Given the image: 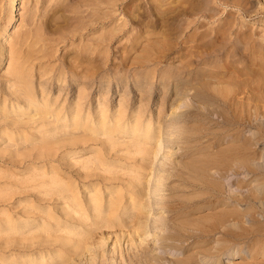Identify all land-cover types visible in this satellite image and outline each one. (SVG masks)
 <instances>
[{"label": "bare ground", "instance_id": "obj_1", "mask_svg": "<svg viewBox=\"0 0 264 264\" xmlns=\"http://www.w3.org/2000/svg\"><path fill=\"white\" fill-rule=\"evenodd\" d=\"M18 1L8 0V16L2 22L3 25L0 30V67L2 68L4 62L7 65H5L4 71L0 69V147L3 148L0 150V158L2 153L1 159L5 161L8 158L11 160V162L9 161L10 163L14 162L13 164L20 166V169L23 168L22 170H25L24 172L26 173L24 174L27 176L24 177L25 175L22 174V176L24 175V179L21 180L20 184L18 181V187H15V190L19 189L18 192L17 190H13V193H9V191L0 188V205L7 206L6 209L0 210V261L2 263L9 261L7 264H83V261H85V264H106V261H103L105 257L104 253L112 252L113 256V254L119 253L120 249L123 251L121 248L122 242H126L127 245L129 244L128 247L137 246L138 249L141 248V251L142 247L140 245L143 242L146 245V243L148 244L146 241L152 239L149 233L151 230H148V227L151 226V221L154 228L158 227L157 217L155 218L151 214L152 212L149 213V209L150 211H154L153 202L150 199L152 197L156 199V208L161 203L166 205L168 201H164L165 195L162 191L167 185L164 182V175L160 174L161 172H166L168 168V163L166 164L165 162L166 158L168 162V157H165L164 154L166 151L165 147L177 141L186 145L187 139L180 134V128L177 127V124L180 123L181 118L190 117L188 112L191 113L196 107L200 109V106L194 103V99L196 100V98L203 104L207 103V105H203L204 109H201V114L198 112L199 110L197 111L201 118L200 124L197 122L201 130V134L199 133L201 135L200 139L208 138L209 134H213L216 136V139L218 137L222 138V140L227 139L226 142L229 143L228 146H226L227 144L225 145L226 148L228 147L227 149L223 145L225 150L219 146L221 150L216 155L213 153L214 150H212L214 154L211 155L213 156L212 164L217 168V171L221 169L228 174L231 172L239 175L240 172L243 173L244 171L246 173L244 177L248 178L247 181L251 180L250 184L252 185H249V189L251 186L260 191L259 194L257 190L252 191L250 189L255 193L257 191V197H253L258 198L259 195L263 196L261 192L264 191V147L262 146L261 148V146L257 145H264V30L261 29L262 35H258L260 28L255 33L246 31L245 25L247 24V19H244V14L247 15L248 12H251L252 8H257L259 12H264V0H147L145 4L143 2L136 3L141 0H34V9L30 6L32 11L28 10L30 13L27 16L23 15L25 17H22L23 24L21 23V28L16 29L15 32L14 28L11 34L5 35L9 25L16 18ZM257 3L260 4L255 5ZM40 5L42 7L45 6L42 11ZM120 5L123 7L122 11L126 21L124 22V19L119 18L124 23L119 22L120 20L118 23L115 20L114 26L112 25L113 16H115V10L120 8ZM146 7L147 9H145ZM37 9L41 11L40 16H38ZM234 10L239 12V14L241 13L240 18L239 14L234 12ZM254 10L255 13L258 12L256 9ZM117 12L116 15H118ZM252 12L254 13V11ZM222 14L226 15H223V17ZM121 17L123 18V16ZM210 20H214L217 24L214 23V26L211 27L210 25L212 24L208 25L211 22ZM130 22L139 27V29L134 28V26L132 27L137 31H133L134 36L131 35L133 37L130 40V45L123 46V49L126 48L127 50L124 49L126 50L125 52L121 50L123 53L119 56H121L122 61L118 59L120 62H115L120 63V74H122L119 76L115 74L118 70L116 68L119 66L114 63L115 69L113 66L111 67L114 70L110 67L114 75L112 73L111 77L108 78L109 68H106V61H108L107 56L109 57L111 51L107 45L113 39L118 38L116 35ZM250 26L248 28H251ZM234 27L237 28L234 29ZM95 28L99 29L94 31ZM243 28L246 29L244 30ZM92 29L94 32H97V34H94L96 38L91 36L92 38L89 39L90 36H88L90 43L88 41L85 42V40L84 45L78 43L77 46H72L73 44L71 43L60 57H56L58 48H51L52 46L46 47V42L48 41L49 45L51 43L59 44L61 41H68L79 34L85 35V32ZM158 29L163 31L157 32ZM156 32L158 34L163 32L161 34L163 37L159 35V37H162L161 39L159 37L157 39L156 37L155 40L153 39L154 42H151L153 41L151 39V41H148L147 39L151 36L157 35ZM180 33L184 35L181 41L178 40L180 39V35H178ZM87 35L88 33H86ZM142 38H144V42H148V45L150 44V48L148 46H146L147 48L142 47L143 50H139V52H143H138L139 54H137L135 52L137 49L136 45H139L138 42ZM143 46L145 47V43ZM177 46L181 48L175 51L177 54L175 57H178L177 59L181 61L182 65H178L176 68L174 67L177 65H173L174 69H170L171 66L169 64L170 67L168 69L162 70L164 68L161 69L159 66L161 61H164L162 59L168 60L172 53L170 52L171 49H177ZM71 47L78 49L74 51ZM107 50L110 52H107ZM155 50L156 52L153 54ZM116 51L120 50H115L114 53L118 54L119 52L117 53ZM133 52L139 57L137 55L134 57ZM149 52L152 54L149 55ZM147 57L153 63L150 67L151 71L144 70L149 73L143 74V71L136 70V64L140 63L139 59L147 63V61H144ZM54 58L58 59L55 60L57 63L52 62ZM112 60L116 61L114 57ZM128 61H131L130 64H134V66H128ZM147 64L149 65L150 63ZM148 74L149 78L146 76ZM150 79L152 85H150L151 95L155 86L161 87L159 84L165 87L171 86V91L169 90L171 97L174 96L172 93H176V91L181 89L180 87L186 90V97H188V94L186 95L187 92H193L189 90L195 89V92L191 94L192 96L190 95L191 99L195 97L192 99L191 105L194 103L197 106L192 105L194 108L192 106L191 108L189 106L190 103H188L189 105H185L184 108L190 107L192 111L188 108L187 110L185 109L186 111L177 112L176 109L178 108L179 110L178 106L182 104V99H184L181 98L182 96H178V94L183 95L182 93H184V90L181 89V93L175 94L179 97V100H182H180L181 104H176L175 106L172 104L177 100L178 97L176 96H174L176 98H174V101L170 100L174 110L170 108L172 112L171 110L169 114L165 112L164 118L166 121L162 124L159 121L161 119L159 115H157L159 118L157 121H155L154 116L152 117L151 109L141 110V100L138 102L131 99V102L127 103V101L122 99V96L128 91L127 86V90L124 89L126 84L129 85L131 91L135 89L140 95L145 89L143 84ZM153 82L154 84H152ZM94 84H96L95 87L93 86ZM194 85L195 87H192ZM93 87L96 94L91 92ZM114 87L115 93L120 96L118 103H112L111 97L106 99L108 95L104 99L102 98L104 94H110V92L113 95ZM62 93H64L62 97H65L64 100L67 101V103L64 101L65 104H63V98L61 99L60 97ZM168 100L169 98L166 101ZM159 106V110H163L165 105L161 104ZM157 113L160 114L161 112ZM195 116H198V114ZM209 125L212 128L219 127L220 131L217 132V128H214L209 132ZM247 127L253 128L249 132L250 135L247 133L248 136L247 134H242ZM186 132L184 131V133ZM192 132L195 133L194 131ZM184 133L182 132V134ZM193 133L194 138H196L195 134L199 135ZM209 138L206 140H209ZM216 141L215 143L212 141V143L216 144ZM201 143L202 141H200ZM219 145H221V142ZM15 146H18V148ZM12 147L15 148V151ZM206 151L209 152V150ZM216 152L219 151L217 150ZM68 155H72V162L67 161ZM206 155H202L203 157L200 155L202 160L199 155L197 158L200 161L208 163ZM209 158L212 159L211 157ZM196 159L195 161H197ZM185 163H188V165ZM185 163L184 167L186 165L189 166L187 173H190L188 174L195 173L201 176L202 172L206 171V169L201 170L204 168L201 167L202 165L198 168L197 164L189 163L188 160ZM213 165L210 167L215 168L212 167ZM70 169L72 170L69 173L70 175H68L67 173ZM220 172L218 171L219 175L224 176V173ZM177 175L174 177L178 178ZM211 175L213 176V174H210V177ZM206 176L208 177V175ZM185 177L183 176L185 180L189 179L188 175H185ZM193 177H195L194 174ZM189 180L190 182L191 180L192 182L196 181V179L195 181L193 179ZM205 180L203 178V181ZM238 180L237 183H240ZM212 181L214 179L208 181L211 184L213 183L212 186L210 185L212 188L214 187L213 185H219L218 182L214 184ZM244 181L242 179L243 183ZM195 183L199 185L202 182L198 183L196 181ZM248 184L244 185L247 186ZM220 188L219 191L221 190ZM241 189L244 191L249 190L248 188H246L247 190ZM206 190L208 191V189ZM221 192L223 191L221 190ZM237 192L240 193V190ZM237 192L234 194L237 195ZM252 192L250 196H246L247 193L242 192L245 194L244 199L247 197V200H250L251 195H255ZM196 193L198 194V192ZM200 193L198 194L201 195L199 199H201L202 194L205 192ZM206 193L208 194V192ZM191 194H193V191ZM234 194L230 195V197ZM243 194H238L237 198L239 196L243 197ZM229 195L226 196L229 198ZM195 198L191 197L194 200ZM178 199H181V197H178ZM210 199L212 200V198ZM242 199L241 203L243 202ZM224 200L226 202L229 201ZM51 202H53L54 206L51 205ZM167 204L170 205V203ZM210 204L213 206L214 203ZM261 205L264 206L263 201H261ZM184 207L186 206L184 205ZM251 207L249 209L247 206L249 212L245 207V212L248 215H251ZM229 208L226 210L229 211ZM263 208L262 211L264 210ZM230 209L232 210V208ZM221 211L219 210V212ZM235 211L237 209L235 210L234 208L233 214ZM226 212L223 211L222 213ZM237 212H241V210ZM242 212H244L243 209ZM245 212L243 214L246 215ZM207 213L210 216H215L211 211ZM228 213L231 214L232 212ZM233 214L232 216H234ZM241 214L239 213V215ZM212 216L207 217L210 219ZM229 216L232 217L231 215ZM184 218H182L183 220H177L179 221L177 225L179 228L183 230L184 228L187 229L186 226L196 221L199 223L198 220H200V225L197 223H195L197 225H194L204 229L201 224L204 225L206 218L202 219L200 217L204 221L203 223L200 218L197 220V216H195L196 219L193 216L196 221L194 220L195 222L192 221L191 223H188L192 220L191 217L188 218L190 219L188 222H185L187 218L185 221ZM215 219V217L214 220L212 218L213 222L208 221L210 223L209 227L215 226L216 228L217 226L214 225V222L216 224L217 220L221 221L222 223H220L225 226L229 223V220L225 218V214H220L217 220ZM222 219L227 220L224 221L226 223H223ZM238 221L240 223V220ZM242 223L244 221H241ZM241 224H236L235 222L232 225L241 226ZM195 226H191L193 229L189 227L194 236ZM251 226L254 229H251ZM251 226L249 228L251 229L250 236L251 234L252 236L250 237L248 233V236L251 238H249L251 244L250 246L247 245L250 248L244 249L247 243L243 244L244 247L240 243V249L236 248L233 252L229 251L230 253L225 251L227 253L226 257L223 259L219 257L218 264H264L263 259L262 261L260 257V259L258 258L260 261L257 259L258 255L264 256V225L258 224L255 227L252 224ZM116 228H119L120 231L126 228L128 230L120 232V234L116 233L117 235L113 239L109 233L115 232ZM200 228H197L198 231H200ZM245 228L242 230L244 231ZM186 229L184 231L185 234H189L190 230ZM208 230L205 232L206 235L204 232L202 234L205 236L209 235L211 230L210 232ZM228 231H225L226 233L224 234H227ZM246 231L245 233L247 234ZM98 233L101 236H98ZM258 233L261 235L259 236ZM176 234L178 235L175 236L178 237L180 233ZM196 234L200 235L201 233ZM237 234L236 238L238 239L239 235ZM159 237L158 239H160ZM245 237L247 236L245 235ZM109 238H112L111 246H107V243L110 241ZM169 238L171 237L169 236ZM179 238L181 239L180 236ZM225 238L223 237L220 240L224 241ZM231 239L228 238L229 241ZM220 240H218L219 243L221 242ZM138 241L141 243L139 242V244ZM237 241L241 240L238 239ZM233 243H235L234 239ZM220 244H224L223 247L227 245V243L225 245L223 242ZM137 247L136 249H132L137 251ZM195 247L197 248V246ZM197 250L201 251V248ZM218 250L220 252L221 249L219 248ZM153 251L154 248H152V254L150 255L154 257ZM196 254H199L198 251ZM246 255H249L247 257L249 259L246 258ZM130 256L134 255L131 254ZM191 257L192 254L187 257V260ZM100 258L102 260L98 261ZM244 258L247 259L244 260L246 262H240V260H238L239 262L237 261L238 263L232 262L234 259ZM110 260L111 262L118 261L116 257H111ZM187 260L185 259L184 261L186 262ZM222 261L224 262L222 263Z\"/></svg>", "mask_w": 264, "mask_h": 264}, {"label": "rangeland", "instance_id": "obj_2", "mask_svg": "<svg viewBox=\"0 0 264 264\" xmlns=\"http://www.w3.org/2000/svg\"><path fill=\"white\" fill-rule=\"evenodd\" d=\"M136 1H138V0H136ZM7 2H8V0H0V30H1V26L3 25V21H5L6 19H7V14H8V7H7ZM27 2V3H26ZM141 3V2H143L144 4L147 2V0H141V1H138V2H136V3ZM32 3V4H31ZM33 3H34V0L32 1V0H19L18 1V8L16 9V18L13 20V22H12V24L11 25H9V28H8V30L6 31L7 33H5V35H7V34H11V31H13V29H14V32H15V30L16 29H20L21 28V23L23 22L22 21V17L24 18L25 16H27L29 13H30V11H28V10H31V8H30V6H32V9H34L33 7H34V5H33ZM28 4H29V6H28ZM260 4V3H259ZM258 3L257 4H255V5H259ZM28 8H27V7ZM44 6V5H43ZM148 7H149V5H147ZM255 7V6H254ZM40 8H41V11H42V9L43 8H45V6L44 7H42V5H40ZM122 5H120V8H118V9H116L115 10V13H114V15L116 16H113V24L112 25H114L115 26V24L114 23H116L115 22V20H117V22L120 20V19H124V22L126 21L125 20V15L123 14V11H122ZM24 9H26V10H24ZM145 9H147V7L145 8ZM254 9H256V11H258L257 10V8H252L251 9V12H248V14L247 15H245L244 14V19H247L246 20V25H245V27L248 29H246V28H243L244 30L246 29V31H248V32H251V33H255V31H258V29H259V31H261V32H259L258 31V35L260 34V35H262L263 34V32H262V30L261 29H263L264 30V12L262 11V12H256L255 13V10ZM38 10V9H37ZM25 11H27V12H25ZM32 11V10H31ZM40 9L38 10V16H40L39 14H40ZM118 11V12H117ZM252 11H254V13L252 12ZM116 12L118 13V15H116ZM121 12V13H120ZM234 12H237V11H235L234 10ZM25 13V14H24ZM27 13V14H26ZM226 13V12H225ZM238 14H239V12H237ZM122 14V15H121ZM250 14H251V16H250ZM23 15H25V16H23ZM225 16L226 14H222V16ZM254 15V16H253ZM121 16H123V18L121 17ZM223 16V17H224ZM240 16H241V13L239 14V18H240ZM118 17V18H117ZM120 18V19H119ZM249 18H251V19H249ZM122 20H120L119 22H122V23H124ZM260 20V21H259ZM211 22H209V24L208 25H210V24H212V25H210L211 27H213L214 25V20H210ZM248 21V22H247ZM118 22V23H119ZM252 22V23H251ZM250 23V24H249ZM23 24V23H22ZM38 24V23H37ZM132 26H131V25ZM215 24H217V22L215 23ZM256 24V25H255ZM21 25V26H20ZM251 25V26H250ZM107 26V25H106ZM105 26V27H106ZM114 26H112V27H114ZM134 26V28L136 27L135 26V24H133L132 22H130L127 26H125L124 27V29L121 31V32H119V34H117L116 36L118 37V38H116V39H113L112 41H110V43L107 45L108 47H109V49H110V51H108L107 50V52H110L109 54V57L107 56V58H108V61H106V59H105V61L107 62L106 63V68H109V71H108V75H107V77L108 78H110L111 77V75H112V73H113V70L115 69V64H117V66H119V64L118 63H115V62H117V61H119L118 59H121V61H122V58H121V56H119L120 54H122L123 52H125L127 49L126 48H124V49H126V50H124L123 49V46L125 47V46H128V45H130V40L132 39V37L134 36V30H136V29H139V27H136V29H133L132 27ZM251 27V28H248V27ZM255 26V27H254ZM261 26V27H260ZM100 27V26H99ZM111 27V26H110ZM207 27H209V26H207ZM254 27V28H253ZM258 27V28H257ZM131 28V29H130ZM237 27H234V29H236ZM254 30H253V29ZM12 29V30H11ZM23 29H25V28H23ZM96 29H99V28H95L94 29V31H96ZM129 29H130V31H129ZM257 29V30H256ZM131 30H132V32H131ZM10 31V32H9ZM93 31V29L92 30H89L88 32H85L84 34L85 35H78V36H76V37H73L72 39H69L68 41H65V42H63V41H61L59 44H54V43H51V45H49L48 44V42H46V47H48V46H52L51 48H58V51H57V53H56V57L58 56V57H60L62 54H63V52L66 50V47H69L70 46V44L72 43L73 45L72 46H77V44L79 43L80 45H84L83 43H85V42H89L90 43V40L89 39H91L93 36H94V34H97V32H94ZM137 31V30H136ZM159 31H163V30H159L158 29V31L157 32H159ZM123 32V33H122ZM130 32V33H129ZM156 32V33H157ZM13 33V32H12ZM86 33H88V35L86 36ZM91 35H90V34ZM133 33V34H132ZM163 32H160V34H158L157 33V35H153V36H151L150 34H149V36H151L150 38H149V36L147 35V37L149 38V39H147V37H145V39H147L148 41H151V40H155V38L157 37V39H161L162 37H163V35H161ZM262 33V34H261ZM256 34H257V32H256ZM131 35H133L132 37H131ZM159 35H161L160 37H159ZM178 35H180V37L178 36ZM177 36L180 38V39H178V40H183V37H184V35H182L181 33L180 34H178ZM84 36H85V38H84ZM88 36H90L89 37V39H88ZM92 36V37H91ZM130 37V38H129ZM153 37V38H152ZM159 37V38H158ZM177 37V38H178ZM94 38H96V36H94ZM129 38V39H128ZM82 39V40H81ZM88 39V40H87ZM151 39V40H150ZM86 40V41H85ZM146 40V41H147ZM154 40L153 41H151V42H154ZM85 41V42H84ZM145 40H144V38H142V39H140V41L138 42L139 43V45L137 44L136 46V50H135V52H137V54H139V53H142V52H139V50L141 51V50H143V48H147L146 46H148L149 47V45H148V42L146 43V42H144ZM129 42V43H128ZM141 42H143V43H141ZM150 42V43H151ZM92 43V42H91ZM141 43V44H140ZM145 43V47L143 46V44ZM126 44V45H125ZM147 44V45H146ZM138 46H140V47H138ZM160 46V45H159ZM78 47H80L79 45H78ZM119 47H121V48H119ZM143 47V48H142ZM176 47V46H175ZM71 48H73L74 49V51H76L78 48H75V47H71ZM142 48V49H141ZM150 48V47H149ZM181 47H179V46H177V49L176 48H172L171 49V51L170 52H172L171 53V55H170V58H168V60H165V59H162V60H164V61H161V63H160V68L162 69V68H164V69H162V70H165V68L166 69H168L170 66H171V68L170 69H172L175 65H177V66H175L174 68H176V67H178V65H182V63H181V61L180 60H178L177 58L178 57H175V56H177V54H176V52L175 51H178L179 49H180ZM73 49H72V51H73ZM106 49H108L107 47H106ZM115 50H124L123 52L121 51V53H120V51H116L118 54H116V53H114L115 52ZM154 50V49H153ZM135 52H133L134 53V57L137 55ZM139 52V53H138ZM152 52V51H151ZM155 52H156V50L154 51V53L153 54H155ZM65 53V52H64ZM73 53V52H72ZM150 53V52H149ZM75 54V53H74ZM114 54H115V56L117 57H115L114 56ZM152 53H150L149 55H151ZM132 56H133V54H131ZM148 55V56H149ZM73 56V55H72ZM118 56H119V58H118ZM113 57L115 58V60L116 61H114V60H112L113 59ZM137 57H139L138 55H137ZM149 57H147L146 58V60L144 59V61L146 62L147 61V63H150L149 65L147 64V63H144V62H142L141 61V59H139L140 60V63L137 65L136 64V66H137V69L136 70H138L139 69V71L140 72H142L143 74H145V73H147L148 71L150 72L151 71V69H150V67H151V65H152V63L153 62H150L149 61V59H148ZM174 58H175V61H174ZM110 59V60H109ZM136 59V58H135ZM148 59V60H147ZM55 60H58V59H53L52 60V62H55V63H57ZM150 60H151V58H150ZM170 60V61H169ZM180 61V62H179ZM113 62V63H112ZM120 62V61H119ZM115 63V64H114ZM128 64V66H134V64H130L131 63V61H128L127 62ZM143 63V64H142ZM180 63V64H179ZM141 64V65H140ZM169 64H170V66H169ZM5 62L2 64V68L0 67V69H2L3 71L5 70ZM174 65V66H173ZM3 66H4V68H3ZM7 66V65H6ZM111 66H113V68L111 67ZM116 66V67H117ZM166 66H168V67H166ZM113 69H111V68ZM145 67V68H144ZM120 66L118 67V68H116V70H117V72H116V70H115V74L117 75V76H119V75H121L120 74ZM173 68V69H174ZM144 70H148V71H144ZM139 71H137V72H139ZM121 72H123V71H121ZM148 72V73H149ZM118 73V74H117ZM113 75H114V73H113ZM148 78H149V74L148 75H146ZM152 84H154V82L152 83ZM95 85L96 84H94L93 86L95 87ZM144 87H145V89H144V91H143V93L142 94H138L139 92L138 91H136L135 89H133L132 91L130 90V88H129V85L128 84H126L124 87V89H126V86H127V88H128V91H127V93H125L124 94V96H122V99L123 100H125V101H127V103L128 102H131V99L134 101V100H137L138 102L141 100L142 101V103H140V108H141V110H149V109H151V115H152V117L154 116L155 117V121H157L159 118H161V119H159V121H161L160 123H164L166 120H165V118H164V115H165V112L167 113V114H169L170 113V110L171 109H173V105L175 106L176 104H181V101H182V106L180 107V106H178L179 107V110H178V108L176 109L177 110V112H182V111H186L188 108H190L192 105H199L198 107L200 108V109H197V105L195 106L196 108L194 109V110H196L195 112H194V110L192 111V107L194 108V106H192L189 110L190 111H192L191 113L190 112H188V115H190V117L188 116V117H186L185 119H183V118H181L180 119V123L179 124H177V127L178 128H180L179 129V131H180V134L185 138V139H187V141L185 142V144L186 145H184V143H181L180 141H177V142H175V143H173V144H170V146H167V147H165V149H166V151H165V157L167 156L168 157V162H167V158H166V164H167V167L169 168H167V171L166 172H161L160 174H163L164 175V178H165V180H164V182H166V184L165 185H167L164 189H163V191H162V193L165 195V200L164 201H167L166 202V205L164 204V203H161L160 205H159V207H157L156 208V203L155 202H157L156 201V199H153V197L150 199L152 202H153V208H154V211H150V209H149V213H151V214H153L154 216H155V218L157 219V222H158V224H157V228H154L153 227V225H152V221H151V226L150 227H148V230L150 231L149 233L151 234L150 235V237L153 239H151V240H148V241H146V242H148V244L146 243V245L144 244L145 242H143V244H141L140 246L142 247V252L144 251V253H142L141 251H140V249H138V247L137 246H134V247H132V246H129L128 247V245H127V243L126 242H122V246H121V248H122V250L123 251H121V249L119 250V253L117 252H114V253H116V254H113V256H112V252L111 253H104V260L103 261H106V264L108 263V264H121V263H123V264H126V263H129V264H182V263H184L185 261V259L187 260L188 258V256L190 255V254H192V257L191 258H189V260H192L193 259V257H194V259L192 260V261H189V260H187L185 263L186 264H189L190 262V264H216L218 261H219V257L221 258V259H223V258H225L226 257V255H227V253L226 252H228V253H230L231 251L233 252V251H235L236 250V248H238V249H240L241 248V246H243L244 247V245L243 244H245V243H247V244H245L246 246L247 245H249L250 246V244H251V241H250V237L252 236V234H251V236H250V231H251V229L253 228L254 229V227H252L251 225L253 224V226H257L258 224L260 225H264V210L262 211V208L264 207V206H262L263 205V203H262V205H261V201H263L264 202V191H262L261 192V194L263 193V196H258V198H256L257 196H256V193H257V191H258V193L260 194V191L259 190H257L256 188H253V187H251L250 186V189H252V191L254 190H257L256 191V193L255 192H252L250 189H249V185H252V184H250V181L248 180L247 181V177L245 178L244 177V175L246 176V173L243 171V173H239V175L238 174H233V173H231V172H229V174L228 173H226L225 171L223 172L221 169L219 170L218 169V171L220 172V171H222V172H220V173H224V176L223 175H219V173H218V171H217V168L212 164L213 163V156H211V155H216V153H220V150H221V148L219 149V146L220 147H222V149L223 150H225V148H226V146H228L229 145V143L228 142H226L227 141V139H225V140H222V138H220V137H218L217 139H216V136L215 135H213V134H209L208 135V138H209V136H210V138H209V140H206V139H208L207 137L206 138H204V139H200V134H201V130L199 129V122H200V114L202 113V110L204 109L203 107V105L204 104H206L207 105V103H201V101L199 102V99H197L196 98V100L194 99L195 97H193L192 99H194V103H196V104H192L191 105V103H192V99H191V94L193 93V92H195V89H192V90H189V91H193V92H187L186 93V95L188 94V97H186L185 96V89L184 88H182V87H180L182 90H184L183 92L184 93H182L183 95H181V94H178V96H182L181 98H184V99H180L179 100V97L177 96V95H175V94H177L178 92L179 93H181L182 92V90L181 89H179V91H176V93H172V95H174V96H176V97H178L177 98V100H175L174 101V96H172L171 97V95H169V92L171 91V86H169V87H165L164 85H162V84H159V85H161V87L159 86V87H157V86H155V89H154V91H153V93H152V95H151V92H150V88H151V79L150 80H147L144 84ZM151 85V86H150ZM163 86V87H162ZM94 87L92 88V93H94ZM192 87H195V85L194 86H192ZM149 88V89H148ZM160 88H162V89H160ZM165 88V89H164ZM168 88V89H167ZM127 90V89H126ZM170 90V91H169ZM181 90V91H180ZM125 91V90H124ZM162 91V92H161ZM165 93H164V92ZM114 93H113V95H111L112 94V92H110V94H104L103 95V99L105 98V96L106 95H108V96H106L107 98L106 99H109V97H111V102L113 103H118V101H119V99H120V96H118L116 93H115V87H114V91H113ZM129 93V94H128ZM167 93V94H166ZM94 94H96V93H94ZM134 94V95H133ZM165 95V97H166V99H165V97H164V95ZM56 95H57V92H56ZM64 95V93H62V95L60 96L61 97V99L63 98L62 96ZM162 95H163V97H162ZM191 95V96H190ZM140 96H143V97H140ZM190 96V97H189ZM60 97H59V99H60ZM133 97V98H132ZM169 98V100L168 101H166L168 98ZM186 97V98H185ZM65 98V97H64ZM64 98H63V102L65 101L64 100ZM136 98V99H135ZM142 98V99H141ZM161 98H163V99H161ZM164 99H165V101H164ZM176 99V98H175ZM157 102H156V101ZM163 100V101H162ZM170 100H172V101H174L175 103H170ZM198 100V101H197ZM59 101H61V100H59ZM150 101V102H149ZM171 101V102H172ZM179 103H178V102ZM197 101V102H196ZM66 103H67V101H65ZM65 102L63 103V104H65ZM155 102H156V104H155ZM164 102V103H163ZM199 102V103H198ZM62 103V102H61ZM169 103V104H168ZM185 103H187V104H185ZM188 103H190V105L188 104ZM201 103V104H200ZM139 104V103H138ZM148 104V105H147ZM161 104H163V105H165L164 106V111L163 110H159V105H161ZM184 104V105H183ZM145 105V106H144ZM185 105L187 106V105H189L190 107H188V108H184L185 107ZM142 106V107H141ZM171 106V107H170ZM202 106V107H201ZM146 107V108H145ZM157 107V108H156ZM143 108V109H142ZM171 108V109H170ZM203 108V109H202ZM156 109V110H155ZM186 109V110H185ZM202 109V110H201ZM174 110V109H173ZM188 110V111H189ZM199 110V111H198ZM161 112L160 114L159 113H157V112ZM200 113H198V112ZM201 111V112H200ZM154 112V113H153ZM171 112H172V110H171ZM175 112V111H174ZM176 112V113H177ZM195 113H197L198 114V116H195V115H197V114H195ZM157 115H159L160 117L158 118V116ZM163 115V116H162ZM192 115V116H191ZM157 116V117H156ZM163 117V118H162ZM191 120H190V119ZM197 118V119H196ZM196 119V120H195ZM198 120V121H197ZM158 121V122H159ZM185 124H184V123ZM194 122V123H193ZM199 124H198V123ZM184 125H183V124ZM193 123V124H192ZM190 124V125H189ZM192 125V126H191ZM210 127H209V132H211L210 130H212V129H216L217 128V132H219L220 131V128L219 127H211V125H209ZM185 127V128H184ZM193 127H196L197 128V130H196V128H193ZM219 128V129H218ZM248 128V129H247ZM246 129H244V132L242 133V132H240V133H242V134H249L250 135V133L249 132H251L252 130H253V128H251V127H247ZM250 128V129H249ZM199 129V130H198ZM249 130V131H248ZM251 130V131H250ZM178 131V132H179ZM184 133V131L186 132H188V134H187V132L186 133H184V134H182V132ZM192 131H194L195 133H197V134H199L198 136L195 134V133H193ZM248 131V132H247ZM254 131H255V129H254ZM193 134H195V136H196V138H194V135H192V133ZM216 132V131H215ZM191 135H190V134ZM214 133V132H213ZM248 134H247V136H248ZM180 135V136H181ZM211 136H212V141L215 143V141H216V144H214V143H212V141H211ZM214 136V137H213ZM190 139H192V140H190ZM199 141V142H196V141ZM215 140V141H214ZM200 141H202V143L200 144ZM219 141V142H218ZM223 141V142H222ZM207 142V143H206ZM209 142V143H208ZM211 142V143H210ZM217 142H218V144H217ZM220 142H221V145H219L220 144ZM224 142H226V143H224ZM177 143V144H176ZM180 143V144H179ZM189 143H190V145H189ZM198 143V144H197ZM205 143H206V146H205ZM200 144V145H199ZM211 146H210V145ZM227 144V145H226ZM22 145H24V144H22ZM202 145V146H201ZM217 147H216V146ZM223 145H224V147H223ZM226 145V146H225ZM1 146H2V143H1ZM26 146V145H25ZM25 146H23L24 148H25ZM186 146V147H185ZM187 146H188V148H187ZM191 146V147H190ZM193 146V147H192ZM205 146V147H204ZM257 146H261V148H262V146L264 147V145L263 144H258ZM15 147H17L18 148V146H15ZM20 147V146H19ZM198 147H200V148H198ZM202 147V148H201ZM214 147V148H213ZM13 148V150L15 149L14 147H12ZM17 148H16V150H17ZM217 148V150L219 151V152H216L215 151V149ZM228 148V147H227ZM226 148V149H227ZM1 149H3V148H1L0 147V150ZM206 150H209V152L208 151H206ZM212 150H214V152L212 151ZM222 150V151H223ZM15 151V150H14ZM205 152V153H204ZM208 154H207V153ZM214 154H213V153ZM225 152V151H224ZM200 153V154H199ZM212 153V154H211ZM200 156H204V155H208V157H207V155L205 156L206 158H207V160L209 161L208 163H206L205 161H200V160H198L199 158H197V156L198 155ZM5 155V154H4ZM3 155V156H4ZM7 155V154H6ZM5 155V156H6ZM169 155V156H168ZM194 155H195V157H194ZM4 156V157H5ZM8 156V155H7ZM198 156V157H199ZM200 156V159L202 160V157ZM170 157V158H169ZM205 157H204V159H205ZM209 157H211L212 159H210ZM1 158H2V153H1ZM0 158V188H2V190H7V191H9V193H13L14 191L13 190H15V187L17 188L18 187V185H17V183H18V181H19V184H20V182H21V180L22 179H24V177H26L27 175H25L24 173H26V172H24L22 169H20L21 167L20 166H17L16 164H13L14 162H12V163H10L11 162V160H9L7 157V159L4 161V159H1ZM190 158V159H189ZM192 158V159H191ZM197 158V159H196ZM18 159H20V158H18ZM189 161V163H195V165L196 166H198V168H200V166L203 168V169H201L202 171L204 170V169H206V171H204V172H202V175L201 176H199V174H195V173H193L194 175H195V177H193V174L191 173V174H188V173H190V172H188L187 173V169H188V167L189 166H187L188 165V163H185L187 160ZM195 159L197 160V161H195ZM8 160V161H7ZM184 160H185V162H184ZM206 160V161H207ZM211 160V161H210ZM258 160V159H257ZM10 161V162H9ZM67 161L68 162H72V155H68V158H67ZM181 161V162H180ZM183 161V162H182ZM199 161V162H198ZM202 162V164H200ZM169 163H170V165H169ZM181 163V164H180ZM187 164L185 167H184V165L185 164ZM174 164V165H173ZM204 164V165H203ZM180 165H182V166H180ZM211 165H213L212 167H215V168H211L210 166ZM193 166V165H192ZM191 166V167H192ZM209 168V171H208V168ZM160 168H162V167H160ZM178 168V170L176 171V169ZM22 172H21V171ZM71 170L72 169H70L69 171H68V175H70L69 173L71 172ZM186 170V171H185ZM189 170V169H188ZM160 171V170H159ZM179 171V172H178ZM209 173H208V172ZM177 174H179V175H177ZM206 172V173H205ZM182 173V174H181ZM203 173H205L206 175H208V177L204 174L203 175ZM22 174H24L23 176H22ZM173 174V175H172ZM210 174H213V176L211 175V177H210ZM226 174V175H225ZM177 175V177L178 178H176V177H174V176H176ZM185 175L187 176L188 175V177H189V179H193V181H195V179H196V181L198 182V183H201L202 184V187H201V184H196L195 182H192V180H191V182H190V180L189 179H187V180H185ZM198 175V176H197ZM167 176H168V178H167ZM171 176V178H169ZM181 176V177H180ZM183 176L185 177V178H183ZM221 176V177H220ZM21 177H23V178H21ZM192 177V178H191ZM239 177H241V178H239ZM244 177V178H243ZM21 178V179H20ZM174 178V179H173ZM200 178H202V179H199ZM203 178H204V180L205 181H203ZM210 178V179H209ZM237 178V179H236ZM20 179V180H19ZM179 179V180H178ZM183 179V180H182ZM211 179H214V181H212V182H214V184H215V182H218V184L219 185H213L214 187L212 188L211 186H212V184L211 183H209L208 181H211ZM241 180V181H239V180ZM242 179H243V181H244V183L242 182ZM185 180V181H184ZM208 180V181H207ZM217 180V181H216ZM237 180H238V182H240V183H237ZM200 181V182H199ZM13 182H14V185H13ZM203 182H205V183H203ZM222 182V183H221ZM246 182V183H245ZM182 183V184H181ZM249 183V184H248ZM253 183V182H252ZM208 184H209V186H208ZM222 184V185H221ZM239 184H240V187L241 188H244V189H246V188H248L251 192H252V194H255V195H251L252 197H251V199L250 200H247V197H245V199H244V196H245V194L247 193V195L246 196H250V194H251V192L249 191V190H247V191H244L243 189H241L240 187H239ZM241 184H243V185H241ZM246 184H248L247 186H245ZM17 185V186H16ZM211 185V186H210ZM238 186V188H237V186ZM253 185H254V183H253ZM187 186V187H186ZM204 186V187H203ZM219 186V187H218ZM244 186V187H243ZM183 187H185V188H183ZM189 187V188H188ZM192 187V189L190 190V188ZM194 187V188H193ZM221 187V188H220ZM4 188V189H3ZM172 188V189H171ZM204 188H206V189H208V191L206 190V189H204ZM219 188L223 191V192H221V190L219 191ZM223 188V189H222ZM167 189V190H166ZM202 189H203V192H202ZM17 190V189H16ZM15 190V191H16ZM170 190V191H169ZM238 190H240V193L239 192H237ZM0 191H1V189H0ZM13 191V192H12ZM19 191V189L17 190V192ZM193 191V194H191V192ZM212 191H214V192H212ZM217 191V192H216ZM234 191V192H233ZM4 192V191H3ZM196 192H198V194L200 193V192H202V193H204V194H202V193H200V194H202V197H201V199H199V197L201 196V195H198ZM206 192H208V194L206 193ZM236 192H237V195H235L236 194ZM245 193V194H243V193ZM248 192H249V194H248ZM194 193H196V194H194ZM221 193V194H220ZM231 193V194H230ZM235 193V194H234ZM191 194V195H190ZM213 194V195H212ZM224 194V195H223ZM232 195V194H234L232 197H230V195ZM238 194L240 195H242L243 194V197L242 196H239V198H237V196H238ZM166 195H167V197H166ZM194 195V196H193ZM205 197H204V196ZM207 195V196H206ZM210 195V196H209ZM226 195H229V198L226 196ZM258 195V194H257ZM198 196V197H197ZM253 196H256V197H253ZM178 197H181V199H178ZM184 197H186V198H184ZM191 197L193 198H198L197 200H196V198H195V200L194 199H191ZM221 198V200H220V198ZM227 197V198H226ZM236 198V202L234 201V199ZM261 197H262V199H261ZM189 198V199H188ZM208 198V199H207ZM210 198H212V200L210 199ZM216 198V199H215ZM243 198V199H242ZM248 198H250V197H248ZM255 198V199H254ZM175 199V200H174ZM186 199V200H185ZM207 199V200H206ZM210 199V200H209ZM224 199H226V200H229V201H227L228 202V204H227V202L224 200ZM231 199V200H230ZM238 199V200H237ZM241 199L243 200V202L241 203ZM258 199V200H257ZM149 200V201H150ZM174 200V201H173ZM188 200H190L189 202H188ZM194 200V201H193ZM215 200V201H214ZM220 202H219V201ZM250 202V203H247V204H249V205H247L246 204V202ZM252 200V201H251ZM181 203H179V202ZM207 201H209V202H207ZM217 201V202H216ZM233 201V202H232ZM240 201V202H239ZM257 201H259V202H257ZM163 202V201H162ZM174 202H175V204H174ZM185 202V203H184ZM220 203V205H219V203ZM239 202V203H238ZM52 204L51 205H53V202H51ZM167 203H170V205H168ZM171 203H173L174 204V206H173V204H171ZM177 203V204H176ZM179 203V204H178ZM183 203H184V205L186 206V207H184V205H183ZM204 203V204H203ZM210 203H214L213 204V206H212V204H210ZM218 203V204H217ZM224 203V204H223ZM226 203V204H225ZM257 203H259V204H257ZM193 204V205H192ZM217 204V205H216ZM163 205H164V207H163ZM168 205V206H167ZM183 205V206H182ZM199 205H201V206H199ZM219 205V206H218ZM223 205V206H222ZM253 207H251V206ZM5 206V207H4ZM54 206V205H53ZM177 206V207H176ZM247 206H248V208L250 209V207H251V209L252 210H250L251 212V215H253V217H251V215L249 214H247L246 212H245V207L247 208ZM259 206V208H261V206H262V208L261 209H259V208H257ZM0 207H3V208H0V210L1 209H6L7 208V206L6 205H0ZM169 207V208H168ZM192 208V210H191V208ZM196 207H199V208H197L196 209ZM205 207H206V209H205ZM211 207V208H210ZM232 208V210L234 211V208H235V210L237 209V211L238 210H241V212H237V211H235V212H237L238 213V215H237V213L235 214V212H234V214H233V211L230 209V208ZM164 208V209H163ZM171 208H173V209H171ZM184 208H186L185 210H184ZM208 208V209H207ZM229 208V211L228 210H226V209H228ZM246 209V210H248V212H249V209ZM187 209H188V211H187ZM196 209V210H195ZM199 209V210H198ZM212 209V210H211ZM222 209H225V210H222ZM242 209H243V211L246 213V215L245 214H243L244 212H242ZM264 209V208H263ZM172 210V211H171ZM185 212H183V211ZM190 210V211H189ZM211 211V212H213V214H215V216H212V218H213V220H214V217L216 218L215 220H217V217H218V215H220V214H225V218H227V220H229L228 222V224H227V226H225L224 224V226L221 224L222 222L221 221H218L217 220V222H216V224H215V222H214V225H216L217 227L215 228V226H211V227H209L210 226V223L208 222V221H210V222H213V220H212V218H208V217H211L210 215H208V211ZM219 210L221 211V212H219ZM162 211V212H161ZM181 211V212H183V213H179V212ZM197 211V212H196ZM200 211V212H199ZM201 211H203L202 213H201ZM205 211V212H204ZM218 211V212H217ZM223 211H227L226 213H222ZM60 212V211H59ZM194 214H193V213ZM214 212H216V213H214ZM228 212H232L231 214H229ZM263 212V213H262ZM179 215H178V214ZM192 213V214H191ZM204 213H205V215H204ZM218 213H220V214H218ZM227 213H228V215H227ZM239 213L242 215V217H243V219L241 220V215H239ZM190 214H191V216H190ZM196 214V215H195ZM200 214V216H198ZM201 214H202V216H203V218H206V222H204L202 219V216H201ZM206 214H207V216H206ZM210 214H212V213H210ZM232 214L234 215V216H232ZM60 215H62V214H60ZM178 215V216H177ZM194 216V218H195V216H197V220H198V218H200L202 221V223L204 222V225L203 224H201V226H203L204 227V229L203 228H200V226L199 227H197V226H195V225H200L199 223H200V220H198L199 221V223L193 218V216ZM227 215V216H226ZM229 215H231L232 217H230ZM158 216H160V217H158ZM186 216V217H185ZM188 216H190L191 217V221H189L190 219H188V218H190V217H188ZM185 217V218H184ZM188 217V218H187ZM233 217H234V219H233ZM177 218V219H176ZM180 218V219H179ZM182 218H184V221L186 220V218H187V220L185 221V222H188V223H191L192 221H194L195 223H197V224H195V223H191L190 225H188V223H187V225L188 226H186L187 227V229L190 227L191 229H193L191 226H195L196 228H195V236H194V234H193V232H192V230L189 228L188 229V231L190 230L191 231V233H190V231L188 232L189 234H185V229L186 228H184V230L182 229V228H179L177 225L179 224V221H177V220H181ZM209 220H208V219ZM240 218V219H239ZM231 219V220H230ZM245 219V220H244ZM254 219H255V221H254ZM159 220V221H158ZM183 220V219H182ZM227 220H225V219H222V221H223V223H226V222H224V221H227ZM236 220V221H235ZM238 220H240V223H239V221ZM230 221H231V223L233 224H235V222H236V224L238 223V224H241V221H244V223H242L241 224V226L240 225H232L231 223H230ZM235 221V222H234ZM246 221V222H245ZM251 221V222H250ZM219 222V224H221V225H217V223ZM221 222V223H220ZM255 222V223H254ZM258 222H262V223H258ZM177 223V224H176ZM252 223V224H251ZM256 223H257V225H256ZM149 224V223H148ZM174 224H176V225H174ZM195 224V225H194ZM244 224V225H243ZM255 224V225H254ZM172 225H173V227H172ZM208 225V226H207ZM211 225H213V224H211ZM251 227H250V226ZM219 226H221V227H219ZM242 226H245V227H247V228H245V227H242ZM251 228H249V227ZM153 227V228H152ZM177 227V228H176ZM208 227H209V230H208ZM242 227V229L243 228H245L244 229V231L242 230V229H240ZM151 228V229H150ZM174 228V229H173ZM200 228V231H198V229ZM210 228H212V229H214V230H216V231H212V229H210ZM117 229V228H116ZM162 229V230H161ZM178 229H180V230H178ZM186 229V230H187ZM196 229H197V231H196ZM201 229H203V230H201ZM210 232V230H211V233H209V235L207 234V236H205L206 235V231L207 230ZM228 229H229V231H228ZM230 229H231V231H230ZM246 229H247V231H246ZM128 230V228H126V229H123V230H119V228L117 229V230H115V232H111V233H109V234H111V237L113 238H115L116 237V235L117 234H120V232L122 233V232H124V231H127ZM205 230V231H204ZM233 230V231H232ZM239 230H240V232H239ZM242 230V231H241ZM248 230H249V232H248ZM157 231H158V234H157ZM175 231V232H174ZM183 233H182V232ZM225 231H228L227 232V234L229 233V234H233V236L231 237V235L230 236H228L227 234H224V233H226ZM245 231L247 232V234L245 233ZM187 232V231H186ZM202 232H204V234H202ZM112 233H114V234H112ZM117 233V234H116ZM156 235H155V234ZM176 233H180L179 234V236L181 237V241L178 239V237L177 236H175V235H178V234H176ZM182 233V234H181ZM196 233H201L200 235L199 234H196ZM238 233V234H237ZM245 233V234H244ZM248 233H249V236H248ZM153 234V235H152ZM172 234V235H171ZM235 234V235H234ZM236 234L237 235H239L238 236V239H240L241 241H237L238 239L236 238L237 236H236ZM259 234V236L261 235L260 233H258ZM257 234V235H258ZM164 235V236H163ZM188 235V236H187ZM245 235L247 236V237H245ZM98 236H101V234L100 233H98ZM106 236V235H105ZM160 236V237H159ZM163 236V237H162ZM167 236H168V238H167ZM169 236L171 237V238H169ZM172 236H173V238H172ZM226 237L225 238V242L224 241H222V240H220V239H222L223 237ZM241 236H243V237H245V238H243V237H241ZM156 237V238H155ZM158 237L160 238V239H158ZM166 237V238H165ZM177 237V238H176ZM186 237V238H185ZM196 237H198V238H196ZM201 237V238H200ZM206 237V238H205ZM221 237V238H220ZM233 237H235V238H233ZM239 237H241V238H239ZM99 238V237H98ZM111 238V239H112ZM113 238V239H114ZM163 238H165V239H163ZM228 238L230 239V238H232L230 241L232 242V244H230L231 242L228 240ZM246 238H248V239H246ZM250 238V239H249ZM110 239V238H109ZM110 239V241L107 243V246L108 245H110L111 246V244H112V240ZM157 239H158V241H157ZM200 241H198V240ZM233 239H234V242L235 243H233ZM203 240V241H202ZM218 240H220L221 242L220 243H225V245H226V243H227V245L226 246H224V247H226V248H224L223 247V245L222 244H220L219 243V241ZM228 240V241H227ZM242 240H243V242H242ZM244 240H245V242H244ZM250 241V242H248V241ZM155 241H157V242H155ZM165 241V242H164ZM194 241V242H193ZM140 241H138V243H139ZM111 243V244H110ZM141 243V242H140ZM139 243V244H140ZM156 243V244H155ZM196 243V244H195ZM237 243V244H236ZM241 243V244H240ZM165 244V245H164ZM171 246H170V245ZM219 244V245H218ZM228 244H229V246H228ZM241 246H240V245ZM143 245V246H142ZM169 245V246H168ZM236 245V247H234ZM139 246V247H140ZM145 246V247H144ZM195 246H197V248L195 247ZM200 246V247H199ZM223 247V249H222V247ZM231 246H233V247H231ZM244 247V249H248V248H250V247ZM135 248L136 249V247H137V251L136 250H134V249H132V248ZM242 247V248H243ZM108 248V247H107ZM130 248V249H129ZM146 248V249H145ZM152 248H154V257L152 256V255H150V254H152ZM196 248V249H195ZM200 249L201 248V251H199V250H197V249ZM206 248V249H205ZM221 249L222 250V252H221V250H220V252H219V250L218 249ZM228 248V249H227ZM146 251H145V250ZM227 249V250H226ZM235 249V250H234ZM131 250V251H130ZM196 250V251H195ZM204 250V251H203ZM133 251V252H132ZM137 253H136V252ZM141 252L140 254H139V252ZM198 251V253L199 254H196V252ZM226 251V252H225ZM230 251V252H229ZM130 252V254H128ZM134 252H135V254H134ZM146 252V253H145ZM150 252V253H149ZM194 252H195V254H194ZM201 252H203V253H201ZM207 252V253H206ZM212 252V253H211ZM223 252H225V253H223ZM122 253V254H121ZM148 253V254H147ZM201 253V254H200ZM206 253V254H205ZM210 253V254H209ZM217 253H219V255H217L216 256V254ZM220 253H222V254H220ZM107 254V255H106ZM119 254V255H118ZM121 254V255H120ZM126 254V255H125ZM134 255V256H130V255ZM138 254V255H137ZM212 254V255H211ZM225 254V255H224ZM123 255V256H122ZM145 255H147L146 256V258H145ZM156 255V256H155ZM186 255H188V256H186ZM199 255V256H198ZM206 255V256H205ZM213 255H214V257H213ZM107 256H109L108 258H107ZM121 256V257H120ZM126 256V257H125ZM144 256V257H143ZM152 256V257H151ZM203 256V257H202ZM210 256V257H209ZM111 257H116L117 258V260L118 261H116V262H111ZM128 257H130V258H128ZM137 257V258H136ZM140 257V258H139ZM186 257V258H185ZM209 257V258H208ZM218 257V258H217ZM247 257H249V255H246V258ZM261 258V261H262V259L264 260V256L263 255H258L257 256V259L258 258ZM133 258V259H132ZM134 258L136 259L135 261H134ZM149 258H151V259H149ZM201 258V259H200ZM204 258V259H203ZM207 258V260H205ZM244 258V259H234L232 262H237L238 260H240V262H242V261H244V260H247V259H249V258ZM251 258V257H250ZM259 258V259H260ZM127 261H125V260ZM142 261H141V260ZM196 259H198V260H196ZM217 259V260H216ZM258 259V261H260ZM100 260H102L101 258L100 259H98V261H100ZM107 260H109L108 262H107ZM121 260H122V262H121ZM131 260H132V262H131ZM148 260V261H147ZM119 261H120V263H119ZM145 261V262H144ZM183 261V262H182ZM225 261V260H224ZM224 261H222V263L224 262ZM97 262V261H96ZM187 262H189V263H187ZM239 262V261H238ZM237 262V263H238ZM244 262H246V261H244ZM7 263H9V261H7ZM7 263H2V261H0V264H7ZM184 263V264H185ZM219 263V262H218ZM217 263V264H218ZM264 263V262H263ZM78 264H82V263H78ZM83 264H85V261H83ZM223 264H232V263H223ZM233 264H235V263H233Z\"/></svg>", "mask_w": 264, "mask_h": 264}]
</instances>
